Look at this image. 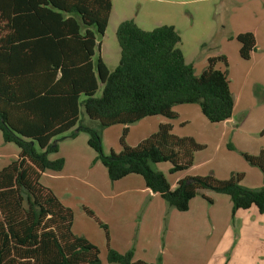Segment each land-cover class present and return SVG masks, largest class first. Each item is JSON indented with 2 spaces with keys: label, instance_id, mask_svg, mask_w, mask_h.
<instances>
[{
  "label": "trees",
  "instance_id": "16d2710c",
  "mask_svg": "<svg viewBox=\"0 0 264 264\" xmlns=\"http://www.w3.org/2000/svg\"><path fill=\"white\" fill-rule=\"evenodd\" d=\"M111 13V0H0V132L4 143L20 150L0 171V264H102L99 249L73 233V211L40 182L43 173L65 167L63 158L49 159L59 152L63 135L75 139L88 134V145L111 182L138 175L147 189L179 212L188 211L199 195L212 204L203 193L209 191L231 199L233 217L251 208L264 216V187H244L243 174L232 173L223 181L212 173L186 177L172 189L153 165L169 163L171 174L188 171L194 155L205 147L173 134L170 123L160 124L135 147L126 143L129 126L148 117L176 120L173 109L178 105L197 104L211 124L226 122L235 100L226 57L209 58L197 75L186 63L181 35L173 26L144 31L133 20L120 23L116 39L121 57L109 70L95 55ZM236 39L241 58L250 60L257 50L255 36L243 33ZM218 62L225 71L216 68ZM81 107L88 122L81 118ZM114 125L126 127L121 150L105 154L102 130ZM243 157L264 174V149ZM107 261L162 264L111 248Z\"/></svg>",
  "mask_w": 264,
  "mask_h": 264
},
{
  "label": "rangeland",
  "instance_id": "374dc122",
  "mask_svg": "<svg viewBox=\"0 0 264 264\" xmlns=\"http://www.w3.org/2000/svg\"><path fill=\"white\" fill-rule=\"evenodd\" d=\"M111 2L112 13L105 37H99V41L103 43L104 57L111 70L115 69L121 57L116 30L120 23L126 20H133L144 31H152L164 25L175 27L182 38L179 48L186 62L194 66L197 75L207 67L209 58L226 57L230 90L234 100L236 99L232 122L229 125H211L203 116L200 106L190 104L174 107L182 113V117L178 116L174 124L181 135H186L181 136L182 138H193L196 143L205 147L194 155L193 174L207 176L212 173L222 181L228 180L232 173L243 174L242 184L245 187L263 188L264 174L258 168L250 166L243 154L256 156L264 149V61L242 60L236 48L233 50V46L238 44L237 41L231 43L229 39L236 38L241 32L251 31L256 34L258 31L259 43L264 47V0ZM216 68L224 71L226 66L223 62H218ZM102 89L101 87L97 92V97L101 96ZM81 118H84L85 122L89 121L83 107ZM125 128L124 125H114L102 130L105 154L120 152L119 141ZM253 129L259 130L257 135L253 136V131H256ZM139 132L137 124L129 126L126 143L131 140V147H135L137 144L133 141L137 140ZM64 136L59 138V152L49 155V159L63 158L65 162L67 159L64 178L61 181H53L50 177H41L40 182L45 187L50 184L56 191L53 193H57L65 202L63 205L73 211V233L77 232V236L84 237L99 249L102 264H109V248L121 254L131 251L135 260L148 263L161 261L162 264H264V238L258 239L259 242L247 238L249 243L242 239L241 243L237 244L236 236L230 234L226 237L230 240V245L223 248L221 253L216 254L213 250V254V238L209 236L212 221L209 214L204 217L205 228L197 235L190 236L188 240L180 238L176 246L179 259H175L168 242L171 239L168 223L170 210L176 209L169 207L160 197L154 198L150 192L145 193L141 177H138L143 184L141 188L136 184L122 186L119 185L120 181L111 182L105 167L97 159V154L87 144L88 134L78 135L80 139L76 141L75 147H78L80 157L76 160L72 158L71 149L72 140L78 137L66 139ZM255 149H258L257 153L252 154ZM19 153L16 145L4 143L0 132V171L17 159ZM170 168L169 163L153 165L154 170L164 174L169 184L174 185L178 174H171ZM254 172H258V176L254 175ZM203 193L214 203L213 196L217 193ZM207 204L210 205L208 201ZM150 211L155 214L148 220ZM234 219L235 217L229 218L226 225L232 226ZM102 226H105L106 230ZM222 232L218 235L221 236ZM249 254L257 255L256 260L249 261Z\"/></svg>",
  "mask_w": 264,
  "mask_h": 264
},
{
  "label": "crops",
  "instance_id": "0c3cea01",
  "mask_svg": "<svg viewBox=\"0 0 264 264\" xmlns=\"http://www.w3.org/2000/svg\"><path fill=\"white\" fill-rule=\"evenodd\" d=\"M235 1H237V0H235ZM263 26H264V23H263ZM243 33H252V32L251 31H245V32L239 33L238 35L243 34ZM252 34L255 36V39H256L257 50L254 53H252L251 59H253L255 61H257V59L258 60L261 59L264 61V47H262L259 43L258 31L256 32V34H254V33H252ZM104 37H102V38H104ZM229 40L231 41V43H235L234 40L237 41V39L233 38V37L230 38ZM237 43H238L237 46H233V50L236 48V50L238 51L239 56H240L241 45L238 41H237ZM97 44L100 45V48L99 49L97 48L95 58L98 56L101 57L102 60L104 61V63L106 64V66L108 67V69L111 70L106 59H105V57H104L103 43L99 41V38H97ZM240 58H241V56H240ZM119 60H118V63H119ZM250 60H245V61H250ZM187 64H190V63H187ZM225 70H226V68H225ZM111 71H113V70H111ZM229 80H230V78H229ZM230 84H231V82H230ZM235 102H236V99H235ZM185 109L187 111L189 110L187 108H185ZM173 110H174V112H176L178 114L179 118L182 117L181 110H178V111L175 109H173ZM183 112H185V110H183ZM233 118H234V116H232V118L229 119L228 121L223 122L224 125L225 124L229 125L232 122ZM174 121L175 120H169V119L161 117V116L148 117V118L141 120L140 122L136 123L137 127L140 128V132L136 136L137 140L133 141V142H135L134 144L138 145L141 141L145 140L146 138H148L152 134L156 133L160 124H164V123H170L173 126V134H175L176 136H179V137L186 136V135H181L179 133V131H177V129H176L177 125L174 124ZM133 125H135V124H133ZM213 125H215V124H213ZM131 129H132V127H130V130ZM253 130H256V129H253ZM258 131H259L258 129L256 131H253V136L257 135ZM79 137L80 136H78L77 139L72 140L73 148L71 149V154H72V158H74L75 160L80 157V155L78 154V149H77L78 147H75L76 141H78V139H80ZM88 140H89V137L88 138L86 137L87 144H88ZM127 142L130 146H133L131 140H128ZM86 151L87 150L85 149V152ZM257 151H258V149H255L252 154H256ZM87 153L89 154L88 151H87ZM57 159H59V158H53L50 160L54 161ZM78 163H80V162H78ZM67 164H68V162L66 159L65 168L61 172L47 171V172L43 173L42 177H50V179H52L53 181H61L64 178L63 173L67 168ZM192 170L194 171V166L192 168H190L188 171H185L182 173H177L178 176L176 178V180H177L176 184H174V185L170 184L172 189H175L177 183L186 177L200 176V175L193 174ZM254 175L258 176V172H254ZM138 177H140V176L130 175V176L120 180L119 185L131 186V185L136 184V185H139L140 188L143 184L145 186V183L143 182V184H142V182H140ZM49 185L50 184L47 185L48 186L47 188L50 187ZM67 188L69 189V186H67ZM51 190L53 192H56L52 188H51ZM144 191H145V193L150 192L154 198H156V196L160 197L159 195L154 194L152 191L147 189L146 186H145ZM54 194L57 196V198L61 201L62 204L65 203L59 197V195H57V193H54ZM213 198H214V203L208 205L207 201L204 198L197 196L195 199H193L190 202L188 211L179 212L177 210H170L168 230H169V233L171 234V239L168 242H169V245L171 246L170 247L171 253L175 255V259H179V255L177 254L178 248H176V246L178 245L180 238L184 237L186 240H188V238L190 236L197 235V233L200 230L204 229L205 223H206L204 217L207 214H209V217L211 218V221H212V231L209 234V236L213 238V240L211 242V247H212L211 252L212 253H213V250L216 251V254H217V252L221 253L223 251V248L228 247L230 245V240L228 241L226 239V237H228L227 235H230V234L236 236L235 241H237V244L239 242L241 243L242 239L245 241H248L247 238H249L250 240H252L254 242H256V241L259 242L258 239L264 238V216L259 214V212L256 208H251L247 211H238L234 216L235 219L232 222V226H228V225H226V222L229 220V218H231V217H232V219L234 218L232 216V207L233 206H232L231 199L228 196L222 195V194H215L213 196ZM154 214H155L154 211L148 212L147 219L148 220L151 219L152 216H154ZM72 229L74 231V225H73ZM220 232H222L221 236L218 235V234H220ZM75 234L77 235V232H75ZM248 243H249V241H248ZM247 246H248V244L246 243V247ZM170 256L172 257V255H170ZM245 257H246V254H245ZM256 257H257V255L249 254L248 260L249 261L256 260ZM259 258H260V255L258 256V259Z\"/></svg>",
  "mask_w": 264,
  "mask_h": 264
}]
</instances>
